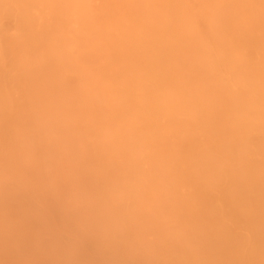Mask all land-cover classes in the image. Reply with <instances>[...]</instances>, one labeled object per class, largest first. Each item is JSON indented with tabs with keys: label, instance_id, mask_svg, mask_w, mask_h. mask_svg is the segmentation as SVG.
<instances>
[{
	"label": "bare ground",
	"instance_id": "bare-ground-1",
	"mask_svg": "<svg viewBox=\"0 0 264 264\" xmlns=\"http://www.w3.org/2000/svg\"><path fill=\"white\" fill-rule=\"evenodd\" d=\"M0 264H264V0H0Z\"/></svg>",
	"mask_w": 264,
	"mask_h": 264
}]
</instances>
